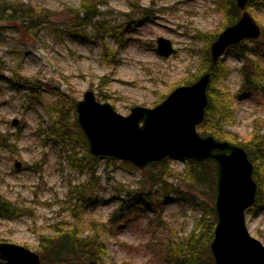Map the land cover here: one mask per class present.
Returning <instances> with one entry per match:
<instances>
[{"label": "rangeland", "instance_id": "obj_1", "mask_svg": "<svg viewBox=\"0 0 264 264\" xmlns=\"http://www.w3.org/2000/svg\"><path fill=\"white\" fill-rule=\"evenodd\" d=\"M0 1L29 5L48 20L36 40L27 41V35L14 29L4 33L0 41L2 77H10L17 71L41 85L56 86L59 92L75 100L91 90L98 100L110 103L124 116L132 107L157 105L153 103L162 95L167 96L182 86L181 80L195 72L198 52L204 46L197 34L217 37L224 25L223 14L214 0H107L102 10L109 18L122 22L129 12L132 18L127 26L128 42L124 49L118 50L113 42H107L110 53H115L119 60L113 65L104 61L101 43H84L75 35H69L66 9L78 8L82 0ZM130 5H134L133 12ZM140 9L148 10L147 17L136 12ZM247 9L261 29L264 9ZM135 20L143 22L138 24ZM85 33L91 38L90 29ZM159 37L171 42L176 49L173 55L159 56L156 51ZM221 59L229 70L221 86L224 85L234 99L235 117L234 124L224 129L239 142L248 138L254 127L264 133V99L240 95L238 70L242 62L233 54L224 53ZM39 100L38 103L28 102L22 92L11 90L0 80V134L11 136L10 141L16 145L15 153L0 149V201L25 210L24 215L14 218L0 217V242L19 245L37 254L38 234H48L53 224L68 225L75 221L67 209L69 192L72 186L87 178L70 168L65 158L68 147L49 130L47 108L55 97L44 91ZM13 121L17 123L13 125ZM197 131L200 132L198 126ZM85 151L80 150L79 156ZM114 161L108 163L104 157L97 166V199L101 202L93 209H79L84 234L92 233L93 222L108 221L121 205L126 190L132 193L141 190L139 180L143 169ZM15 163L19 164L18 168ZM171 168L181 174L185 162L174 159ZM169 182L184 184L181 176L170 178ZM170 198L158 213L150 207L147 213L132 204L125 207V210L137 211H128V220L121 227L112 225L111 234H101L107 249L104 262L166 264L160 240L172 234L178 237L189 234L198 216L188 204L178 202L173 195ZM144 204L147 205L146 199ZM246 225L250 235L264 246V210L248 214ZM0 264L4 262L0 260Z\"/></svg>", "mask_w": 264, "mask_h": 264}, {"label": "trees", "instance_id": "obj_2", "mask_svg": "<svg viewBox=\"0 0 264 264\" xmlns=\"http://www.w3.org/2000/svg\"><path fill=\"white\" fill-rule=\"evenodd\" d=\"M224 17L223 28L236 23L241 15L234 0H214ZM107 0H82L78 8H67L68 20L66 22L69 35H75L86 43H101L102 57L106 64H118V59L110 53L107 42H113L118 50L124 49L128 42L127 26L132 20L129 13L125 14L122 22L112 20L102 7L107 6ZM256 11L264 9V0H249L248 8ZM130 10H135L130 5ZM147 9L136 11L147 17ZM37 12L33 7L21 2L0 1V41L6 31L13 30L24 33L26 40H36V36L43 24L48 23L47 18ZM46 17V16H45ZM140 24L143 21L135 20ZM90 29L92 36L88 38L85 31ZM197 38L203 41L204 46L199 50V63L194 73H188L181 80V84L190 85L196 82L202 75L209 73V82L206 89L207 105L204 118L198 126L202 135H212L221 140H229L244 147L249 160L253 165V179L256 183L255 203L248 209L247 214H255L264 210V133L254 127L250 136L240 142L226 131V125H233L235 121L233 110V97L225 86H221L228 74V67L224 60H218L212 64L209 50L210 44L216 35L209 37L206 34H197ZM89 39V40H88ZM235 55L242 62L239 68L240 95L259 96L264 99V26L258 40L242 41L229 47L225 55ZM0 80L7 83L15 92H22L28 102L38 103L40 93L47 92L55 97L54 102L48 103L47 112L50 118L49 130L66 147L65 158L72 170L80 175H86L85 181L78 183L70 189L69 205L75 221L68 224H53L49 227L48 234H38V255L40 264H106L103 257L106 255V244L101 238L102 233H110L112 225L121 227L128 220L129 212L137 210L124 208L133 205L142 212L147 213L150 207L154 213L160 211L163 204L170 200L171 195L180 203L188 204L196 211L198 216L194 219L192 231L185 236H165L160 240L162 257L166 264H214L210 252V241L215 225V213L213 210L215 172L214 167L208 162H195L187 160L185 168L179 174L171 168L174 158H164L149 164L141 172L139 180L140 191L126 190L122 203L108 218L106 223L92 224V233L84 234L81 220V209H93L101 201L97 199L99 178L96 176L97 166L101 157L92 156L85 150L83 133L75 121L74 97L61 93L47 84L38 83L33 79L23 77L14 71L10 77H2ZM239 95V97H240ZM166 95H162L158 104ZM7 134H0V149L15 153L16 145L10 141ZM84 154L79 156L80 150ZM106 162L114 163L111 158ZM124 165H128L123 163ZM130 166V164L128 165ZM184 184H172L170 178L180 177ZM145 199L147 205H145ZM71 200H74L72 202ZM25 214V210L8 202L0 201V217L14 218Z\"/></svg>", "mask_w": 264, "mask_h": 264}, {"label": "water", "instance_id": "obj_3", "mask_svg": "<svg viewBox=\"0 0 264 264\" xmlns=\"http://www.w3.org/2000/svg\"><path fill=\"white\" fill-rule=\"evenodd\" d=\"M248 1L234 0L241 15L211 43L212 64L229 47L260 37L261 29L247 9ZM156 51L167 58L176 49L159 37ZM208 82L209 73H205L193 84L176 87L157 105L132 107L125 116L87 90L74 102L75 121L83 133L86 152L92 156L118 160L140 170L166 157L211 163L215 225L209 248L214 264H264V246L250 235L246 225L247 211L255 203L256 183L244 147L197 131L207 105ZM0 260L4 264H40L37 253L6 242H0Z\"/></svg>", "mask_w": 264, "mask_h": 264}]
</instances>
